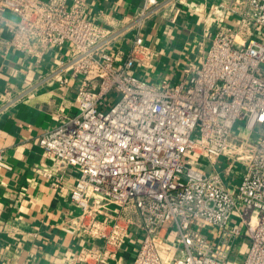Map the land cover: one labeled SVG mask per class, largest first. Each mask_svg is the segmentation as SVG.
I'll list each match as a JSON object with an SVG mask.
<instances>
[{"label":"built area","instance_id":"1","mask_svg":"<svg viewBox=\"0 0 264 264\" xmlns=\"http://www.w3.org/2000/svg\"><path fill=\"white\" fill-rule=\"evenodd\" d=\"M86 6L0 0V18L17 17L7 49L38 60L68 44L70 56L49 76L79 79L77 111L38 140L54 188L76 170L71 231L97 241L68 264H107L132 236L131 264H227L243 229V264H264V0H220L214 13L235 20L216 27L184 78L159 83L132 72L149 55L142 37L117 63L107 51L114 35L86 17ZM159 6L144 0L132 24L139 30ZM0 167L10 168L1 150Z\"/></svg>","mask_w":264,"mask_h":264},{"label":"crops","instance_id":"2","mask_svg":"<svg viewBox=\"0 0 264 264\" xmlns=\"http://www.w3.org/2000/svg\"><path fill=\"white\" fill-rule=\"evenodd\" d=\"M144 0H86V17L113 34L107 51L121 63L136 34L147 56H140L132 72L152 83L185 77V68L197 67L218 25L235 20L214 13L220 0H159L160 6L138 30L132 21ZM175 8L179 14L174 22ZM16 15L0 18V150L10 167H0V264H68L82 246L97 241L79 230L71 231L70 218L80 213L70 200L77 178L64 173L54 188L55 176L43 171L52 161L38 144L39 137L77 111L79 79L64 84L49 75L70 56V46L49 47L38 60L7 49L5 41ZM10 99H17L10 104ZM134 237V236H132ZM126 238L107 264H131L137 241ZM162 248V247H161Z\"/></svg>","mask_w":264,"mask_h":264},{"label":"rangeland","instance_id":"3","mask_svg":"<svg viewBox=\"0 0 264 264\" xmlns=\"http://www.w3.org/2000/svg\"><path fill=\"white\" fill-rule=\"evenodd\" d=\"M232 26L234 27L235 25ZM237 243L239 245H237L235 249L231 252L227 260V264H243L245 255L249 249V241L246 230L243 229L241 231V237L239 238Z\"/></svg>","mask_w":264,"mask_h":264}]
</instances>
